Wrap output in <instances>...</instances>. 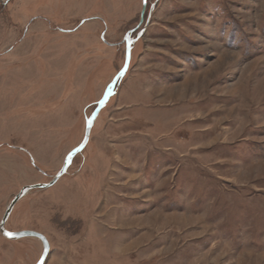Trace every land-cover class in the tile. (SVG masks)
<instances>
[{
	"label": "rangeland",
	"instance_id": "374dc122",
	"mask_svg": "<svg viewBox=\"0 0 264 264\" xmlns=\"http://www.w3.org/2000/svg\"><path fill=\"white\" fill-rule=\"evenodd\" d=\"M152 4L85 147L5 228L44 264H264V0H146L131 39ZM141 10L0 2V219L81 142ZM41 253L0 234V264Z\"/></svg>",
	"mask_w": 264,
	"mask_h": 264
},
{
	"label": "water",
	"instance_id": "95a60500",
	"mask_svg": "<svg viewBox=\"0 0 264 264\" xmlns=\"http://www.w3.org/2000/svg\"><path fill=\"white\" fill-rule=\"evenodd\" d=\"M4 0H0V2H2ZM153 5H151L149 11H148V15L146 18V21L144 23V25L142 26V28L140 30L137 31L136 33V37L134 39H131V34L137 30L138 27H140V25L143 22V15H144V11H145V6H146V0H142V10L140 13V20L138 22V24L133 28L128 30L124 37L122 42L125 44V50H124V61H123V65L120 68V70L115 74V76L111 79V81L106 85L102 96L99 98V100L96 102L95 107L93 108L92 112L89 114L88 117H86L85 119V126H84V134H83V138L81 140V142L74 148H72L65 156L62 166L60 167V169L57 171V173L52 177V179L47 182V183H37V184H31V185H24L22 188L19 189V191L11 198V200L9 201V203L7 204V206L5 207L4 213L0 219V234L9 240H14V239H20L23 237H32V238H36L38 239L41 244H42V253L39 257V259L37 260V262L35 264H44L45 259L47 257V254L49 252V242L47 240V238L40 232L34 231V230H19V231H9L5 228V222L8 219L11 210L14 206V204L20 199L22 198L25 194H27L31 189L36 188V187H48L51 186L52 184H54L56 182V180L62 176L67 168L69 167V165L71 164L73 158L75 157L76 154H78L79 152L82 151V149L85 147L88 139H89V135H90V131L91 128L94 124L95 119L97 118L99 112L101 111V109H103V107L106 105V103L108 102L109 98L115 93L116 91V87L118 85V83L120 82V80L124 77L128 65H129V60H130V53H131V48H132V43L137 40V38H139L141 36V34L143 33L148 21H149V16L151 13V10L153 8ZM101 38L103 39V34L101 35ZM7 233H12V235H7Z\"/></svg>",
	"mask_w": 264,
	"mask_h": 264
},
{
	"label": "crops",
	"instance_id": "0c3cea01",
	"mask_svg": "<svg viewBox=\"0 0 264 264\" xmlns=\"http://www.w3.org/2000/svg\"><path fill=\"white\" fill-rule=\"evenodd\" d=\"M102 39V38H101ZM103 40V39H102ZM67 118L64 119V122L66 121ZM71 121H73V119L71 118Z\"/></svg>",
	"mask_w": 264,
	"mask_h": 264
},
{
	"label": "snow or ice",
	"instance_id": "6c2138e0",
	"mask_svg": "<svg viewBox=\"0 0 264 264\" xmlns=\"http://www.w3.org/2000/svg\"><path fill=\"white\" fill-rule=\"evenodd\" d=\"M7 235H12V233H7Z\"/></svg>",
	"mask_w": 264,
	"mask_h": 264
}]
</instances>
